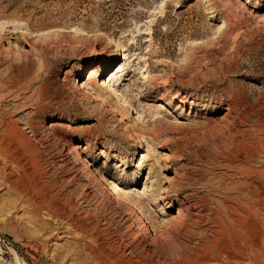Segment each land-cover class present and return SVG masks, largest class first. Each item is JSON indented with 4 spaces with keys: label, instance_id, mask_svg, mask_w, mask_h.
I'll use <instances>...</instances> for the list:
<instances>
[{
    "label": "rangeland",
    "instance_id": "rangeland-1",
    "mask_svg": "<svg viewBox=\"0 0 264 264\" xmlns=\"http://www.w3.org/2000/svg\"><path fill=\"white\" fill-rule=\"evenodd\" d=\"M118 67L116 89L144 122L106 91L82 88ZM0 114L29 136L33 126L46 189L71 194L72 215L101 239L136 234L126 207L155 235L151 223L185 216L190 204L202 214L198 232L209 234L217 202L228 206L246 181L229 159L235 130L249 146L264 139V0H0ZM180 123L192 125L190 138ZM86 161L94 174L105 170L113 198L154 184L140 201L150 214L96 192L85 200ZM34 202L0 178V264H97L84 250L90 237Z\"/></svg>",
    "mask_w": 264,
    "mask_h": 264
},
{
    "label": "bare ground",
    "instance_id": "bare-ground-1",
    "mask_svg": "<svg viewBox=\"0 0 264 264\" xmlns=\"http://www.w3.org/2000/svg\"><path fill=\"white\" fill-rule=\"evenodd\" d=\"M107 41L108 44H113L112 39ZM121 71L119 67L116 68V73L113 70L110 73L112 74L110 80L103 82L101 86L85 83L82 88L87 89L89 87L88 90L94 92L95 95H100L99 92L102 90L106 91L111 98L115 97L117 101L120 99L123 106H127V108L124 106L126 109L136 110L128 98L116 89L115 83L119 77L117 75ZM90 73L93 74L94 70ZM145 79H148L146 75ZM96 98L98 97L96 96ZM105 102L109 103L110 100L109 102L105 100ZM183 103L185 102L182 101L181 104L183 105ZM109 105L111 109L117 108L114 104L109 103ZM135 115L138 123L144 122L146 119L143 110L141 112L136 110ZM119 116L121 118L120 123H124L126 128H132L131 131L143 137L139 134L142 131L138 124L127 126L124 120L125 114H119ZM154 123L157 126H165V123L159 119L155 120ZM29 128L32 136L22 130L18 121L6 114H0V178L25 195L31 196L35 201V209L47 213L53 219L68 222L70 226H73L75 232L77 230L83 237H90L91 242L84 245V250L97 264H264V164L259 166L257 170L253 168L261 158H264V139H257L254 143L249 142L252 144L249 146L247 143L249 140L247 141L245 138L246 131L244 133L240 127L235 130L241 140L237 145L234 144L236 146L233 152H228L230 154L229 159L232 163H240L238 171L246 176V181L239 184L237 197H233V195L227 199L228 206L223 201L217 202L216 211L212 216L211 224L213 225L209 234L198 232V228L202 226L203 218L202 214H195L196 204L188 205L186 207L187 214L184 213L185 216L179 215L180 217L171 222L151 223L155 235L151 234L148 223L139 219L132 208L126 207L127 211L130 212L128 213L135 218L132 220L139 227L138 232L136 231L133 236L126 234L122 240L116 237L115 240L110 241L101 239L99 233L94 234L92 233L93 230L90 232L88 226L75 219L71 213L73 212V210L71 211L73 203L71 194L61 196L56 190L46 189L48 186L45 183L46 174L42 171V155L31 139V137L37 138V132L32 125ZM179 128V133L182 136L190 138L188 129L192 128V125L180 123ZM69 149V151L72 149L73 154L79 157V147L76 148L72 144ZM67 155L62 158L65 165L69 163ZM91 165L89 161H86L81 166L83 178L90 186H93V189L85 187L83 191L85 200L92 198L96 192L101 201L114 202L117 200L118 206H121L122 200H126L134 206H138L140 203L142 213L150 214L145 207H142L140 201L153 191L154 184L151 183L150 188L145 186L142 193L125 191L121 197L118 196L119 193H116L115 198H113L115 189L109 187L105 170H98L94 174L89 168ZM14 168L22 173V176L18 174L20 176L18 179L15 170H12ZM150 173L151 171L148 173L149 176ZM107 183L108 185H106ZM153 195L158 196L156 192Z\"/></svg>",
    "mask_w": 264,
    "mask_h": 264
}]
</instances>
